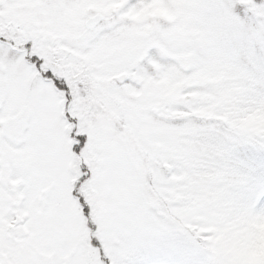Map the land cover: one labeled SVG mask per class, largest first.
I'll use <instances>...</instances> for the list:
<instances>
[{
	"label": "snow or ice",
	"instance_id": "1",
	"mask_svg": "<svg viewBox=\"0 0 264 264\" xmlns=\"http://www.w3.org/2000/svg\"><path fill=\"white\" fill-rule=\"evenodd\" d=\"M0 264H264V0H0Z\"/></svg>",
	"mask_w": 264,
	"mask_h": 264
}]
</instances>
